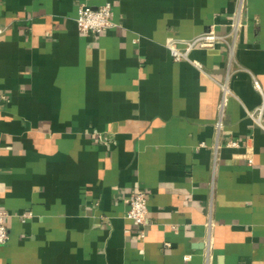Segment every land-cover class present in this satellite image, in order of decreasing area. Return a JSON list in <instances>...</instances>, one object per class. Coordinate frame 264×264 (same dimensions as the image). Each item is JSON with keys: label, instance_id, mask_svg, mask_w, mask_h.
I'll return each mask as SVG.
<instances>
[{"label": "crops", "instance_id": "1", "mask_svg": "<svg viewBox=\"0 0 264 264\" xmlns=\"http://www.w3.org/2000/svg\"><path fill=\"white\" fill-rule=\"evenodd\" d=\"M107 2L114 27L82 35L81 5ZM236 7L0 0V264H264V131L250 117L264 109V0L246 1L233 53L168 48L227 33ZM137 189L144 237L127 218Z\"/></svg>", "mask_w": 264, "mask_h": 264}, {"label": "built area", "instance_id": "2", "mask_svg": "<svg viewBox=\"0 0 264 264\" xmlns=\"http://www.w3.org/2000/svg\"><path fill=\"white\" fill-rule=\"evenodd\" d=\"M246 1L247 0H237L234 18L227 33L219 34L214 30L201 33L197 37L187 41L184 48H180L174 42H170L168 44V48L173 59L175 61H188L190 60V54L193 50L212 49L215 48L219 42L229 43L231 52L233 53L239 32L245 25ZM113 16L114 12L111 2H107L98 8L91 7L87 4H82L76 19L78 30L82 35L101 34L114 27ZM5 31L6 27L0 21V37L5 33ZM230 79L231 74H228L226 81L221 83L222 97L218 106L219 116L216 122V131L218 136V142L215 145L216 158L218 150L221 147L219 139L225 125L224 119L226 114L227 100L231 94L229 86ZM250 117L253 119L255 124L264 131V109L258 108L255 112L250 114ZM99 140L104 144L108 143V139L103 135H99ZM239 145L240 142L235 140H232L227 144V146L234 148L239 147ZM247 158L249 164H253L252 156L250 155ZM127 202L129 204L127 218L137 224L139 227L140 237H144L145 228L149 223L147 194L144 190L137 189L130 195ZM7 217L8 212L5 210H0V245L7 244L10 239L9 231L6 226Z\"/></svg>", "mask_w": 264, "mask_h": 264}]
</instances>
